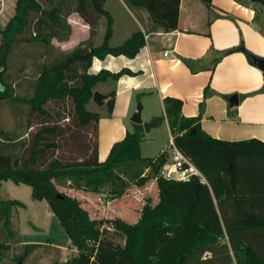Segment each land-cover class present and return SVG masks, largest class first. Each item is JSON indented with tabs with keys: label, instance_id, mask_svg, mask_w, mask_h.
Masks as SVG:
<instances>
[{
	"label": "trees",
	"instance_id": "1",
	"mask_svg": "<svg viewBox=\"0 0 264 264\" xmlns=\"http://www.w3.org/2000/svg\"><path fill=\"white\" fill-rule=\"evenodd\" d=\"M72 1L74 10L89 24L90 37L60 57L41 63L31 95L16 94L7 73L15 48L21 43L48 46L53 38L68 39L72 27L67 14L73 6L66 5ZM132 1L126 0L131 6ZM136 1L150 11L156 24L167 30L177 28L180 0H175L171 17L158 13L159 0ZM202 1L211 7L212 0ZM104 4L105 0H16L14 14L0 27V103L26 104L30 115L47 116L50 102L70 100L73 125L80 130L92 127L95 132L94 145L84 141L83 154L78 158L72 156L74 147H70L68 156L56 154L60 149L59 141L53 137L58 132L56 126L40 127L30 145H23L21 151L14 149V138L0 129V183L11 179L29 184L33 198L56 204L70 246L77 251L66 260L51 264H264V140L213 137L202 128L201 115L184 116L183 101L166 96L165 116L155 117V121L167 118L175 146L191 159L204 180L198 174L187 180L162 176L167 149L157 157L142 156L145 129L134 122L125 136L113 143L106 159L99 160L100 114L87 107L94 87L99 81L135 73L128 68L118 72L102 68L96 73L89 69L94 57H135L145 45L144 33L136 31L120 45L111 46L113 17ZM102 15L107 17V29L103 42L95 45L93 37ZM241 50L252 61L243 43L222 51L215 60ZM182 59L196 70L194 60ZM211 92L206 86L205 98ZM259 92H264V84ZM115 96V91L107 95L109 113L113 111ZM203 106L204 101L201 109ZM234 106L230 105L231 115ZM71 134L78 138L76 130ZM147 170L157 180L160 198L155 204L146 202L135 222L119 217H91L77 198L62 194L52 181H68L73 188L93 192L108 189L109 195L118 196L131 182L146 180ZM24 205L16 198H0V232H7L3 236H14L13 209ZM0 238L1 260L10 241ZM41 245L25 243L26 252Z\"/></svg>",
	"mask_w": 264,
	"mask_h": 264
},
{
	"label": "crops",
	"instance_id": "2",
	"mask_svg": "<svg viewBox=\"0 0 264 264\" xmlns=\"http://www.w3.org/2000/svg\"><path fill=\"white\" fill-rule=\"evenodd\" d=\"M159 1L158 13L171 17L175 0ZM104 6L113 17V41H109L111 46L120 45L136 31L144 33L145 45L135 57L124 54L94 57L89 69L96 73L102 68L113 72L128 68L135 73L99 81L94 87V91L106 95L111 91L116 92L112 113H108V110L106 113L97 111L100 114L97 128L100 161L106 159L113 143L122 139L127 130L132 128L131 118L138 101H142L144 107L148 106V119L153 121L158 115V108L165 116L163 99L166 96L183 101L181 112L184 116L201 115L202 128L213 137L227 140L256 137L264 140V92H259L264 84V71L250 61L242 50L215 60L222 51L241 43L248 53L264 58V0H212L211 7L202 0H180L178 26L169 30L156 24L150 11L136 0L132 1V6L126 0H105ZM71 9L67 19L72 32L68 39L62 40L69 42V48L91 35L89 24L74 7ZM104 16L99 18L93 37L95 45L104 40L96 42L101 26L106 33ZM166 51L168 54H165ZM182 58L194 60L197 63L196 70H192ZM208 85L212 92L205 98L204 91ZM231 95L239 98L232 108L233 115L229 114ZM165 122L171 132L166 117ZM145 174H148V170ZM152 182L157 184L156 178ZM142 187V192L148 188ZM73 189L83 190L69 187V190ZM98 193L101 205L95 202L96 197L90 191L71 195L82 199L83 205H97V209L106 217L112 200L102 204L101 196L106 193ZM140 213L135 221L139 219ZM59 248L63 253L65 249ZM69 250L68 253L77 251L74 247ZM66 259L63 257L62 260Z\"/></svg>",
	"mask_w": 264,
	"mask_h": 264
},
{
	"label": "rangeland",
	"instance_id": "3",
	"mask_svg": "<svg viewBox=\"0 0 264 264\" xmlns=\"http://www.w3.org/2000/svg\"><path fill=\"white\" fill-rule=\"evenodd\" d=\"M15 2L16 0H0V27H4L9 18L14 14ZM72 2V4L66 5V7L70 8V5L75 7L74 1ZM63 9H66L65 6ZM104 19L106 29L107 17L104 16ZM103 34L105 33L101 26L96 37V42L104 38ZM111 38L112 35L109 39L112 42L113 39ZM68 45H70L69 42L59 41L57 38H53L52 43L48 46L40 43H21L18 45L11 55L7 71L9 80L15 85L16 94L31 95L40 64L58 58L62 53L69 51L72 47L69 48ZM138 104L142 105V120L144 122L150 121L148 119L149 112H147L149 110L148 106L144 107L142 101H138L136 107ZM87 107L100 113H106L108 110L106 105L99 106L93 99L88 103ZM48 109L50 114L47 116L30 115L29 107L26 104H13L3 101L0 103V129L8 132L10 137L14 138V149L21 151L24 149L23 145H30V142L34 138L33 134L40 127L47 125L56 126L58 132L53 137L60 144V149L56 154L68 156L70 155V147H74L75 151L72 153V156L76 155L80 158L83 154L81 145L84 141L88 145H94V130L92 127H89L88 130H80L73 125V122L70 120L72 118V104L70 100L50 102ZM158 109L156 113L158 114L157 117H163L161 108ZM107 112L109 113V111ZM75 130L78 138L73 137L71 134L72 132L75 133ZM171 145L170 131L165 118H160L156 125L151 127L148 132H145V138L141 144V154L145 157H157L164 150L168 149L167 161L165 163L167 169L173 164L172 155L174 148ZM148 175L146 180H143L141 183L137 181L131 182L121 195L111 196L107 191L108 189L103 190L102 192L106 193V195L101 196L102 204L107 203V200H112V206L108 208V214H106L108 216L106 217H119L128 222H133L138 218L141 211L140 208L146 202L150 204L158 202L160 198L158 184H153L152 181L155 178L150 171H148ZM52 181L62 194L71 198H74L71 194L89 193L90 191L85 189L78 191L74 189L69 190V187H72L70 182H59L56 179H52ZM147 181L148 183H146ZM142 185L148 187L144 192L141 190L143 188ZM90 192L96 197L95 202L101 205V201L98 200L100 194L98 192ZM0 198H17L25 204L24 207H15L13 209L11 227L14 230V236L12 238L5 237L3 235H7V232L5 231L4 234L0 232V237L10 241V247L2 253L0 264H19V261H21V264H51L55 260H62L63 257L68 258L76 253H68L71 248L70 246L68 247L69 237L61 225L60 217L56 213V204L52 201L49 202L48 199L40 200L33 198L32 187L29 184L16 183L11 179L3 180L0 183ZM79 202L80 206L91 217L105 218L104 214L100 213L97 209V205L89 202V205H83L82 199H79ZM226 239L225 237L224 240ZM0 240L2 239L0 238ZM117 240L122 242L123 239L118 237ZM25 243H41L42 245L26 252ZM56 245L62 247L63 250L65 249L64 251L62 250L63 253L60 250L61 248ZM22 255H24L23 258H20ZM232 264L236 263L233 262Z\"/></svg>",
	"mask_w": 264,
	"mask_h": 264
},
{
	"label": "built area",
	"instance_id": "4",
	"mask_svg": "<svg viewBox=\"0 0 264 264\" xmlns=\"http://www.w3.org/2000/svg\"><path fill=\"white\" fill-rule=\"evenodd\" d=\"M165 54H168V52L166 51ZM170 138L172 143L171 146H173L174 148V152L172 155L173 164L171 167L167 169L165 166L164 169L161 171V175L164 176L165 178H177V179L187 180L190 178L192 174H198L204 180L203 175L197 169V167L194 165L191 159L177 149V147L174 144V136L172 132H170Z\"/></svg>",
	"mask_w": 264,
	"mask_h": 264
},
{
	"label": "water",
	"instance_id": "5",
	"mask_svg": "<svg viewBox=\"0 0 264 264\" xmlns=\"http://www.w3.org/2000/svg\"><path fill=\"white\" fill-rule=\"evenodd\" d=\"M249 56L251 57L252 61L264 71V58L259 57L257 55L254 54H250ZM0 89H1V82H0ZM107 97L106 94H103L97 90L94 91L93 93V101H95V103H97L98 105H103L105 102V98ZM229 101L231 102L232 105H235L239 102V98L237 95H231L229 97ZM141 111H142V105L138 104V106L136 107V110L134 111L133 115H132V121L134 123H138V124H142L144 126L145 131H149V129L155 125L156 121H149V122H144L142 120L141 117ZM19 264H21V261H19Z\"/></svg>",
	"mask_w": 264,
	"mask_h": 264
}]
</instances>
